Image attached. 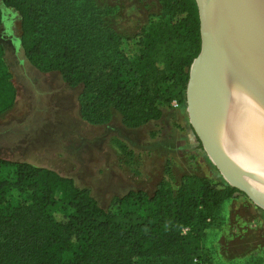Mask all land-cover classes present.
Listing matches in <instances>:
<instances>
[{"label": "trees", "instance_id": "1", "mask_svg": "<svg viewBox=\"0 0 264 264\" xmlns=\"http://www.w3.org/2000/svg\"><path fill=\"white\" fill-rule=\"evenodd\" d=\"M162 5L171 18L148 27L133 60L95 0H0V27L6 11L17 17L28 63L81 88L85 122L102 125L119 116L137 128L185 101L188 69L200 50L195 0ZM158 65L163 85L150 88L146 76ZM15 101L0 44V116ZM235 194L243 195L223 181L184 174L176 189L161 180L152 193L130 190L104 209L70 177L0 159V264H213L202 240Z\"/></svg>", "mask_w": 264, "mask_h": 264}, {"label": "rangeland", "instance_id": "2", "mask_svg": "<svg viewBox=\"0 0 264 264\" xmlns=\"http://www.w3.org/2000/svg\"><path fill=\"white\" fill-rule=\"evenodd\" d=\"M95 2L121 38L128 60L140 55V37L150 25L171 18L162 0ZM5 14L0 44L16 101L0 116V159L70 177L104 209L130 190L152 193L161 180L176 189L184 174L223 181L190 127L185 101L163 107L159 121L137 128L124 126L119 116L91 125L79 113L81 88L67 85L58 73H40L31 66L17 40L18 19ZM162 70L158 65L146 76L150 88L163 85ZM248 200L235 194L219 208L221 223L202 240L213 264H264V214Z\"/></svg>", "mask_w": 264, "mask_h": 264}, {"label": "water", "instance_id": "3", "mask_svg": "<svg viewBox=\"0 0 264 264\" xmlns=\"http://www.w3.org/2000/svg\"><path fill=\"white\" fill-rule=\"evenodd\" d=\"M200 50L188 69L191 129L223 182L264 214V0H195Z\"/></svg>", "mask_w": 264, "mask_h": 264}, {"label": "built area", "instance_id": "4", "mask_svg": "<svg viewBox=\"0 0 264 264\" xmlns=\"http://www.w3.org/2000/svg\"><path fill=\"white\" fill-rule=\"evenodd\" d=\"M176 103V102H175ZM176 105H177V103H176Z\"/></svg>", "mask_w": 264, "mask_h": 264}]
</instances>
